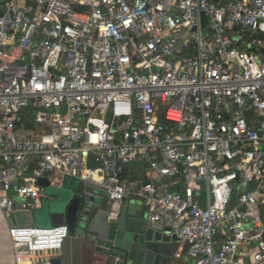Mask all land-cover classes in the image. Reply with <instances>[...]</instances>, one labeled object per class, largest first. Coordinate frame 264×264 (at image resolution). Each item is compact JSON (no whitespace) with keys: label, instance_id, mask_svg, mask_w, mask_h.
<instances>
[{"label":"built area","instance_id":"2783aa9c","mask_svg":"<svg viewBox=\"0 0 264 264\" xmlns=\"http://www.w3.org/2000/svg\"><path fill=\"white\" fill-rule=\"evenodd\" d=\"M67 175L81 230L137 199L194 264H264V0H0V209ZM9 236L52 264L69 227Z\"/></svg>","mask_w":264,"mask_h":264},{"label":"water","instance_id":"95a60500","mask_svg":"<svg viewBox=\"0 0 264 264\" xmlns=\"http://www.w3.org/2000/svg\"><path fill=\"white\" fill-rule=\"evenodd\" d=\"M41 183L46 187L51 186L47 178H42ZM67 194L70 196L65 197ZM83 196L82 181H79L75 189L61 187V192L57 195L58 200L60 199L65 206L61 223L66 222L68 215L79 214L83 205ZM42 213L52 221L53 226L58 225L53 223V213L49 204ZM11 218L14 219L15 215ZM90 231L95 235L98 244H107L112 251H122L127 264H171L174 257L173 243L182 240L163 222L150 223L146 212L138 210L137 203L125 204L116 221L107 220L106 209L98 211L91 222ZM51 262L61 264V259H52Z\"/></svg>","mask_w":264,"mask_h":264},{"label":"crops","instance_id":"0c3cea01","mask_svg":"<svg viewBox=\"0 0 264 264\" xmlns=\"http://www.w3.org/2000/svg\"><path fill=\"white\" fill-rule=\"evenodd\" d=\"M144 171V167H135L134 175L140 177ZM62 185L63 182L60 183L57 182V180L54 183V186L62 187ZM129 203H137L138 210L141 212L145 211L141 200L131 199ZM102 209H109V200L106 198L102 200V207L98 209V211ZM80 212L78 215H80ZM261 212L264 216V209H261ZM34 214V211L16 212L12 214L15 215V218L12 219V215L10 218H8L0 209V264H16L12 241L9 236V227L16 224L36 225L35 223L38 221ZM49 221L50 226H52V221L50 219ZM58 224H66V222ZM173 249L174 257L171 264H194L193 260L190 259L187 254V247L183 240L177 243H173ZM178 253H181L182 256L178 257ZM117 255L124 256L125 254L122 251L118 250L112 251L107 244H98L95 235L90 231L89 226L84 230H81L77 227L76 231L69 234L64 242L63 248L61 249V251L56 253L53 259L60 258L61 264H115V258Z\"/></svg>","mask_w":264,"mask_h":264},{"label":"rangeland","instance_id":"374dc122","mask_svg":"<svg viewBox=\"0 0 264 264\" xmlns=\"http://www.w3.org/2000/svg\"><path fill=\"white\" fill-rule=\"evenodd\" d=\"M97 116L103 118L102 114H99ZM78 183H79L78 178L67 175L63 178L62 187L64 186L67 189H75ZM60 192H61V187H58V186L52 185L47 188L46 190L47 198L42 199L41 205L33 210L35 213L34 216H36V219L38 221L35 223L37 226H40V227L50 226L49 218L42 213L43 209L47 206V204H49L51 208V212L53 213V223L58 224V223L63 222L62 212L65 210V206H64V203L60 201V199L58 200L57 195ZM62 193L64 194L65 192H62ZM69 196L70 195L67 194L65 197H69ZM79 202H77L78 205H79ZM78 221H79V215L70 214L67 216L66 224L69 227V234L77 230Z\"/></svg>","mask_w":264,"mask_h":264}]
</instances>
